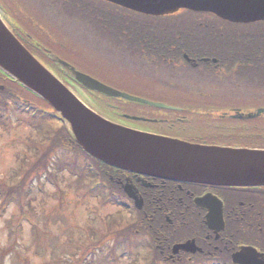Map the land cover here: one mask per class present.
<instances>
[{"label":"rangeland","instance_id":"374dc122","mask_svg":"<svg viewBox=\"0 0 264 264\" xmlns=\"http://www.w3.org/2000/svg\"><path fill=\"white\" fill-rule=\"evenodd\" d=\"M2 1L5 7L21 20L24 24L23 26L31 34L35 35L47 46L50 45L53 49L59 50L58 52L68 59L77 54L76 57L72 58L75 61L74 63L78 64L87 74L101 80V82L103 81V83L122 92L126 91L135 96L174 107L185 108L191 103L188 96L180 95L176 92L165 93L162 91L163 88H160L159 83L155 84L154 92L150 91V87L147 84H143L142 81H153L151 78L147 77L143 72H134L139 70L134 65L123 66L118 64L120 60L129 63L125 55L123 57L119 52L107 55L106 52L108 50L104 48H102V53L93 50L91 47L89 48L88 42L92 37V31L90 28L85 27V24L81 23L80 18H76L77 20L70 18L68 20L64 17L63 21H61L62 17H56L60 12L55 8L48 9L44 7L41 1ZM70 2L72 0H65L66 5ZM30 9L34 10V16L31 15ZM69 9L70 11L74 10L70 7ZM39 11H42V15L45 16L41 18ZM89 11H92V9ZM92 23V26H96L94 22ZM61 26H65L64 31H62ZM259 30H262V28L241 30L227 28L223 31L236 33L256 32ZM78 31H80L81 38H78ZM69 33L72 35V38ZM68 50H73V52L69 54ZM82 56L83 60H81ZM140 64L142 63L140 62ZM54 73L60 79L62 78L61 75H58L56 72ZM158 77L161 79L159 75ZM65 81L66 85H69L71 90L85 103L91 105L98 113L102 116L104 115L109 120L113 122L117 121L115 117L108 115L109 113L104 114L98 107L92 105L91 97L82 87H79L70 80L65 79ZM134 82H139L140 84L135 85ZM164 85L167 88L173 87L172 84ZM4 86L7 87L6 84ZM190 86L193 89L198 88L193 82H190ZM9 90L13 94L30 99L33 105H38L39 108L44 109L42 106L45 105L41 99H36L33 97L35 95H30L23 90L17 89L13 83H10ZM206 91L210 93V89ZM211 93L214 94L213 92ZM217 96L224 97L221 94ZM212 103L215 108L227 106L219 104L218 100H213ZM205 109L202 110L201 107H195L190 114H187L186 120H189L187 124H192L185 134L187 137H191L188 139H217L219 136L217 135L216 137V134L209 133L207 129L213 132L217 124H236L232 121H222L219 118L212 117L210 115L211 108L206 107ZM102 110L104 109L102 108ZM43 111L48 112L47 109ZM156 112L149 109L143 110V108H137L134 112L129 111L131 115L142 118H147L144 114L152 116L157 114L164 115L167 112L171 113L169 111L166 113ZM5 115L11 116V120L6 121L5 124H0L1 186L4 184L16 185L21 180L27 170H24L21 174L19 173V177H14L15 173L17 174L19 171L20 161L18 156L26 160L27 158L24 156H29V160L25 161L23 165L27 162L30 163L32 159L34 162V157L37 156L32 152L34 148L30 151H27V148L37 146L44 138L42 133L33 130V128L31 129L27 125V117H23L22 114L20 115V112L13 106L10 105L8 107ZM34 117H39V114ZM178 117L179 115L176 118ZM129 123H135L140 126L139 128L154 130H160L161 126L154 125L155 123H143L142 121H130ZM45 124H52V122H45ZM53 124V126H59V123ZM167 130L169 129L165 127V131ZM44 131H48V128L45 127ZM73 158L74 154L72 152L59 150L53 156V160H51V163L56 162L55 167H51L50 169L52 175H54L56 168L60 171L59 166L65 167ZM81 164L82 162L79 161V165ZM77 174L80 175V172L77 171ZM29 181L32 191L29 193L25 189L26 193L21 198L23 206H18L17 203L4 205L2 203L3 198L0 197V264H146L145 261L150 256L142 245L139 247V241L140 238H143L142 236H133L131 238L132 242L135 241L137 243V248L139 247L137 252L139 255L127 252L131 249L128 241L126 245H120V249L112 248L113 245H116L115 237L111 236L112 233H118L119 229H127V224L133 222V213L115 207L113 204H105L103 196H107V192L86 195L85 191L75 193L74 195L68 189V182L63 183V180L59 179L57 181L56 178L52 181H47L45 180V174H41L39 178L38 174L32 173L27 182ZM56 183H58L60 190H57ZM32 209L35 210V214L30 213ZM33 222L36 223V226L35 224L31 226ZM132 242L130 244H133Z\"/></svg>","mask_w":264,"mask_h":264},{"label":"water","instance_id":"95a60500","mask_svg":"<svg viewBox=\"0 0 264 264\" xmlns=\"http://www.w3.org/2000/svg\"><path fill=\"white\" fill-rule=\"evenodd\" d=\"M104 1L159 17L180 9H191L212 11L237 22L264 20V0ZM57 61L76 81L90 90L160 109H175L120 92L80 73L63 60ZM0 68L23 87L50 103L69 124L80 146L105 164L167 181L239 188L264 186V150L208 146L165 138L134 131L96 114L32 56L2 17ZM196 202L198 206L209 209L207 217L211 227H223L222 206L217 199L207 195ZM191 245L192 242L175 247V251L188 250L187 247ZM242 259L247 261V264H262L254 257Z\"/></svg>","mask_w":264,"mask_h":264},{"label":"flooded vegetation","instance_id":"af4514ba","mask_svg":"<svg viewBox=\"0 0 264 264\" xmlns=\"http://www.w3.org/2000/svg\"><path fill=\"white\" fill-rule=\"evenodd\" d=\"M101 9L111 12L107 5H104ZM210 17L217 19L212 15ZM133 18L132 14H126L125 16L123 31L126 35V40H118L112 37L127 56H132L133 50L136 48V51H139L144 59L149 60L151 58L150 55H152L154 57L153 60L160 63H178L180 61L189 63L192 67H200L202 66L201 62L206 58L212 61L217 60L216 62L221 63L220 65H214L213 71L223 72V74H217L224 81L223 91L228 96H233L236 99V103H233L232 111L239 110L240 112L248 113L246 111H250L256 105L264 104V92L255 91L252 93L246 86L251 74L255 77L262 75L260 64L263 62L264 66V30L244 32L242 35L246 41L243 43L242 41L220 42L205 38L202 40L189 39L197 37L198 31H201L200 38L204 36L203 30L209 28L204 23H201L200 25L197 24L199 26L198 29L185 30L184 37L189 38L182 40V36L179 35V33L182 34V30L177 29L172 24L177 17L166 20H164L165 18H160L156 19L154 23L159 26L158 31H155L158 39L154 41L134 40L132 36ZM149 21L146 18L137 21L141 23L142 29L140 30L143 33L148 32ZM179 21L184 23L195 22L191 17L180 18ZM220 21H222L223 25H232V23ZM211 22H213L212 19ZM108 24L110 32H118L117 19H110ZM262 24L264 25V23ZM255 35L259 36L257 42L250 39ZM171 38L179 39L174 40ZM236 44L240 46L238 50L234 46ZM179 50H186L187 53H183L184 56L182 58L176 57L179 54ZM203 53L209 54V56H201ZM235 54L240 56H234ZM249 122L251 123L247 122V124L259 123ZM243 124H246V122ZM214 134L220 136L222 133L218 131ZM112 179L121 188L127 181H130L129 184L133 185L139 192L138 194L141 195V198H143L144 208L141 214L144 215V221L150 224V228H156V223L159 222L158 230L161 232L165 231L163 237L160 233L161 236L158 237V242L156 243L157 255L161 256L163 261L176 263L189 260L202 262L201 264H233L230 258L242 246H250L264 255V188H217L195 184H179L126 173H115ZM207 195L218 198L223 203V209L221 210L225 226L220 230L219 235L215 233L214 227L207 223V209L199 208L196 205L197 199ZM129 203L134 204L132 200ZM155 211H160V213L164 214L162 216L163 220L158 221L157 218H153ZM193 211H195V216L193 221H191L192 223L187 222L188 218L185 216ZM173 213L177 215L173 216ZM180 226L187 227L191 232L190 236L180 239L179 235L181 236L182 234L179 230ZM187 241L195 242V246L188 247V250L199 251H196L195 254L182 250L178 255L171 253L174 246Z\"/></svg>","mask_w":264,"mask_h":264},{"label":"trees","instance_id":"16d2710c","mask_svg":"<svg viewBox=\"0 0 264 264\" xmlns=\"http://www.w3.org/2000/svg\"><path fill=\"white\" fill-rule=\"evenodd\" d=\"M79 2L80 0H72L71 2L72 5H75L77 10H79L78 7L79 5H81V3ZM10 83H13L17 89L23 90L25 92L27 91V90H24V88L21 87L20 84L12 82L8 76H6L3 72L0 71V86L5 85V84L7 86L5 87L6 90L4 91L0 90V124H5L6 121L11 120V116L5 117V115H3L1 112H3L4 110H8V107H10V105L13 107L15 106L14 108H16L17 110H21L20 107L21 105H23L22 103H19L20 98H21L20 95L13 94L12 92L11 93L13 95L10 94V90H9ZM108 101L103 99L102 103L107 108H110L111 105L108 103ZM24 113L25 112H23L22 116L27 117L26 119V122L28 121L27 125L31 129L33 128V130H37L40 133H42L44 135L43 136L44 138L42 142L37 144V146L27 148V151H30L31 149L34 148V151L32 152H34L37 155L36 157H34L35 158L34 162L32 159L30 163L27 162L23 165L25 161L29 160L28 159L29 156H26V155L24 156L27 158V160L23 157L21 158L20 156H18L19 157L18 159L20 161V165L18 168L19 171L17 174L15 173L14 177H19L20 174L24 170H27V172L23 174L22 179L16 185H11V184H7V185L4 184L2 186L0 185V197H3L2 203H4V205H8V203H17L18 206H23L21 203V198L23 194L26 193V190H28L29 193H31L32 191L30 189L31 180L27 182L28 178L31 176L32 173L38 174L39 178L41 177V174H45V180L47 181H52L53 179L56 178L57 181L61 179L64 181L63 183L68 182V187H69L68 189L72 193H74V195L75 193L85 192V191H86V195L96 194L95 193L96 191H92V184L94 183L93 182L94 180H101L102 182L105 181L108 184L110 183L108 180V174L111 172L113 168L106 166L105 164L95 160L88 154L84 153V151L79 146H77V144L74 142V139L71 136V133L66 126L64 125L62 126V124H59V126L57 125L53 126L55 124L53 125L45 124V122L49 120L46 121L45 119L31 118ZM45 127L48 128V131H44ZM49 128L51 129L49 130ZM44 132H46V134H44ZM59 150H67V151L72 152L74 154V158L71 162L66 164L65 167L59 166L60 171L58 170V168H56L54 175H52L50 169L51 167H55L56 162L51 163V160H53V156ZM79 161L83 163L79 165ZM77 171L80 172V175L77 174ZM56 187H57V190L60 188L58 183H56ZM30 213L35 214V210L32 209ZM141 213L142 212H139L138 214V225L137 226L140 232L139 235L144 237V241L142 244H139V247L140 245H142L144 248H146L145 246L147 245V243L151 244V246L154 247L153 254L150 253V251L148 253L150 256V258L147 259L149 264H188L187 263L189 262L188 260H183L182 263L181 262H176V263L165 262L162 260L161 256L157 255V252H156V243L158 242L157 239L161 235L163 237V233L165 231L161 232L160 230H158L159 222L156 223V228L155 227L150 228V224H147L144 221V215ZM172 215L174 216L177 214L173 213ZM162 216H164L163 213H160V211H155V216L153 218H157V220L159 221V220H163ZM194 216H195V211L186 215L185 217L188 218L187 222L193 221ZM185 226L179 227L180 233L182 232L181 236L179 235L180 239L187 238L191 234L189 229ZM128 228H131V227L128 226ZM133 234H134V230L132 233L130 229H127L126 231L124 229L122 235L127 236V238H129L133 236ZM178 241H182V240H178ZM132 243L133 244H130L131 246H129L131 248L129 251L130 253L133 252L137 254L139 247L137 248L136 246L137 243L135 241H133ZM115 248L118 249L120 248V246L115 245Z\"/></svg>","mask_w":264,"mask_h":264},{"label":"bare ground","instance_id":"6f19581e","mask_svg":"<svg viewBox=\"0 0 264 264\" xmlns=\"http://www.w3.org/2000/svg\"><path fill=\"white\" fill-rule=\"evenodd\" d=\"M26 1V0H25ZM39 15H41V16H45V15H42L41 13H39ZM246 26V28H248V27H250L251 26V21H247L246 22V24H245ZM14 82H18L17 80H15L13 77H10ZM102 112H104V114H107L108 112L106 111V110H102V108H99ZM109 115V114H108ZM103 118H105L106 119V117H104V115L102 116ZM199 208H200V206H199ZM232 217V216H231ZM233 218V217H232ZM131 225H133V226H137L138 224L137 223H135V222H133ZM181 263H182V261H181Z\"/></svg>","mask_w":264,"mask_h":264}]
</instances>
